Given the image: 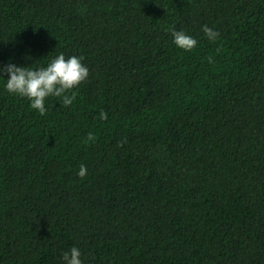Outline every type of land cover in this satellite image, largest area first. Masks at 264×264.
Wrapping results in <instances>:
<instances>
[{
    "label": "trees",
    "instance_id": "obj_1",
    "mask_svg": "<svg viewBox=\"0 0 264 264\" xmlns=\"http://www.w3.org/2000/svg\"><path fill=\"white\" fill-rule=\"evenodd\" d=\"M59 53L71 105L0 76V264H264V0H0V63Z\"/></svg>",
    "mask_w": 264,
    "mask_h": 264
},
{
    "label": "clouds",
    "instance_id": "obj_2",
    "mask_svg": "<svg viewBox=\"0 0 264 264\" xmlns=\"http://www.w3.org/2000/svg\"><path fill=\"white\" fill-rule=\"evenodd\" d=\"M173 43L184 50H192L198 43L197 39L183 29L171 27L169 29ZM202 31L209 40H215L219 33L207 24ZM26 58L29 54H25ZM4 74H7L6 76ZM89 68L83 63V57L77 55L65 56L59 53L46 64L36 67L20 65L9 58L6 64L0 63V76L5 78L4 88L9 94L25 97L30 101V107L41 114L46 112V98L56 96L64 106L71 105L75 100V93L68 94L75 86L87 79ZM100 118H106L101 112ZM87 167L80 165L77 175L84 177ZM80 249L73 245L60 256L61 264H84Z\"/></svg>",
    "mask_w": 264,
    "mask_h": 264
}]
</instances>
